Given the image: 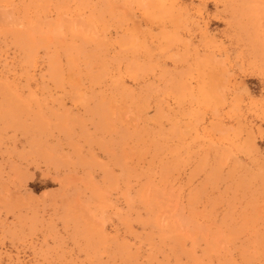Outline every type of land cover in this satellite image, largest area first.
<instances>
[{
  "label": "rangeland",
  "instance_id": "obj_1",
  "mask_svg": "<svg viewBox=\"0 0 264 264\" xmlns=\"http://www.w3.org/2000/svg\"><path fill=\"white\" fill-rule=\"evenodd\" d=\"M0 264H264V0H0Z\"/></svg>",
  "mask_w": 264,
  "mask_h": 264
},
{
  "label": "bare ground",
  "instance_id": "obj_2",
  "mask_svg": "<svg viewBox=\"0 0 264 264\" xmlns=\"http://www.w3.org/2000/svg\"><path fill=\"white\" fill-rule=\"evenodd\" d=\"M26 72V71H25ZM29 76V75H28ZM82 234V233H81Z\"/></svg>",
  "mask_w": 264,
  "mask_h": 264
}]
</instances>
